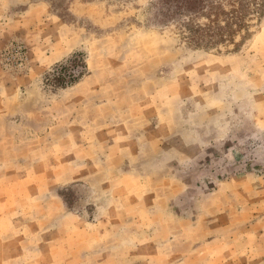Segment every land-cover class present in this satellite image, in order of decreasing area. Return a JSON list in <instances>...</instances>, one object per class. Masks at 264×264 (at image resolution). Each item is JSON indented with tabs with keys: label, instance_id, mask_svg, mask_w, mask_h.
<instances>
[{
	"label": "rangeland",
	"instance_id": "obj_1",
	"mask_svg": "<svg viewBox=\"0 0 264 264\" xmlns=\"http://www.w3.org/2000/svg\"><path fill=\"white\" fill-rule=\"evenodd\" d=\"M0 264H264V0H0Z\"/></svg>",
	"mask_w": 264,
	"mask_h": 264
},
{
	"label": "trees",
	"instance_id": "obj_2",
	"mask_svg": "<svg viewBox=\"0 0 264 264\" xmlns=\"http://www.w3.org/2000/svg\"><path fill=\"white\" fill-rule=\"evenodd\" d=\"M212 6V5H211ZM237 13V16H235ZM225 14V13H224ZM216 15V19L212 20V23L216 22V20L221 16L220 13L214 14ZM230 18H227L228 24L230 22L236 21L239 19L238 10H234L230 13ZM202 28H198L197 32ZM87 74V64L81 54L76 55L70 62L69 65H64L60 67V72L56 78L57 83L62 86H70L78 81H80Z\"/></svg>",
	"mask_w": 264,
	"mask_h": 264
}]
</instances>
